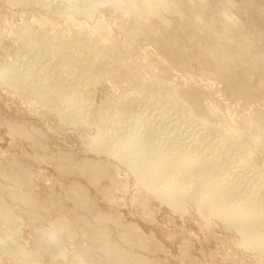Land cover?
<instances>
[{"label": "rangeland", "instance_id": "1", "mask_svg": "<svg viewBox=\"0 0 264 264\" xmlns=\"http://www.w3.org/2000/svg\"><path fill=\"white\" fill-rule=\"evenodd\" d=\"M67 1L0 0V65H15L19 74L27 72L26 80L18 81L21 88L0 77V198L18 217V225H9L14 227L11 231H18L16 239L8 243L12 248L17 242L23 244L31 255L22 258L0 246V264H78L75 259L81 253L100 264L106 257L97 249L99 239L82 234L86 226L91 233L112 226L109 240L124 249L135 240L138 245H132L138 249L130 245L129 250L156 264H264L262 248L244 246L242 234L201 207L197 199L182 196L183 206L173 207L155 195L121 158L92 147L103 113L113 106L127 104L147 115L149 109L162 107L166 112L161 118L149 117L153 126L165 129L161 135L171 136L173 152L190 145L195 151L192 146L196 143L209 154L248 147L250 164L241 167V175L234 172L224 182H232V191L238 190L230 193L231 202L252 196L251 202L263 204L264 180L254 174L264 172V137L256 135L255 139L249 126L264 133V68L251 71L247 64L230 63L218 71L203 46L215 43L220 50L239 54L248 48L250 55L262 56L264 9L260 8H264V0H167L170 6L165 8L159 0H133L143 8L144 17L127 10L128 0L121 4L78 0L76 5ZM187 3L194 8L188 10ZM199 3H205L200 21ZM154 5L159 8L150 12L147 7ZM224 10L237 19L227 39L215 35ZM212 19L217 27L210 23ZM69 102L72 104L67 105ZM78 111L75 120L73 113ZM150 120L145 123L150 125ZM19 127L24 134L32 133L34 140L30 134L21 133L23 136L14 130ZM176 139L181 140L177 145ZM155 165L163 169L160 163ZM12 175L26 178L27 185H15ZM181 179L184 187H190L189 175ZM9 188L33 193L41 202L33 210L29 203L13 199ZM250 189L257 194L252 195ZM106 216L116 217V224ZM58 223L61 228L65 224L69 234L61 232ZM67 223L76 230L71 227L72 232ZM122 224L126 227H118ZM134 224L139 230L132 229ZM123 231L132 232L131 243L125 237V244L122 237L118 241ZM139 231L149 240L151 237V241L142 240L151 252L139 249ZM40 232L55 235L52 245L60 242L58 247L67 253L60 256L52 246L48 249Z\"/></svg>", "mask_w": 264, "mask_h": 264}, {"label": "bare ground", "instance_id": "2", "mask_svg": "<svg viewBox=\"0 0 264 264\" xmlns=\"http://www.w3.org/2000/svg\"><path fill=\"white\" fill-rule=\"evenodd\" d=\"M77 1L78 0H68L67 2L71 3L73 5H76ZM113 1L121 4L122 2H124L126 0H113ZM191 1L192 0H188V2H191ZM202 1L203 0H201V2ZM68 3H66V4H68ZM159 3H160V5L164 6V8L170 6V4L167 0H159ZM204 4L205 3H199L196 6L197 13L199 16L198 21L201 20L200 15L202 13L200 14V11H202ZM187 5H189V4L187 3ZM124 6L127 8L128 11L134 13L137 16H142V17L146 16L143 13L144 12L143 8L138 7L133 0H128V2ZM155 8L158 9L159 7H157L155 5L147 7V9L150 12H153L155 10ZM193 8L194 7L190 3L188 10H192ZM213 8H214V11H217L215 6ZM260 9L262 11L264 8L262 7ZM231 16H232V14L230 15V13L227 12V10L226 11L224 10L223 12H221L222 18L221 17L220 18L222 20L219 21L220 26L218 28H216L218 34L215 33V35H218V37L221 36V39L229 38L230 34H231L229 31L233 30V28H234L235 21L237 19H235ZM210 23L213 26L215 25L216 27L219 25V24H217V22L214 19H212ZM218 45L219 44L209 43L206 45V47L203 46L205 48L203 51L207 52L211 56L213 64H214V62L217 63L216 69L218 71H220L221 69H223L226 66H231V65H228L230 63H234L235 65H239L240 63L241 64H247V69L251 70V71L252 70H260V69L264 68V55H263L264 53L262 54V56L261 55L252 56V55H250V50L247 48V50L246 49L241 50L240 52H242V53L239 54L238 52L229 50L227 48L220 50V48H218ZM229 45L230 44L228 42L227 47H229ZM240 48H242V47H240ZM240 55H242V56H240ZM229 59L232 62H229ZM205 65L208 66V63H206ZM7 66L8 65H6V66L0 65V77L3 79V81L5 83L6 82L7 83L13 82V84L18 83V85H19V82L21 80L22 81L26 80L27 75L24 76L27 73L26 71L24 72V75L19 74L20 72L19 71H18L19 73L17 72V68L14 67L15 65L14 66L10 65L9 67H7ZM217 70H214V71H216L214 73L218 75ZM262 70L264 71V69H262ZM205 71L207 72V70H205ZM262 84H264V82ZM20 88H21V86H20ZM69 104H72V103L69 102L67 105H69ZM197 104L199 105L200 103L198 102ZM77 110H75V111H77ZM67 111H65V112H67ZM149 111L151 113H150V115H147L148 114L147 112H146V114L143 113L144 111L139 112L137 110V108L135 110L134 107L132 108L130 105L127 106V104H125V105L123 104L122 106H119V105L113 106L110 110L103 113V115H102L103 120L101 123V127L99 129V134L94 139L92 147H94L96 150L98 149V150H101L103 152L106 151L107 153L114 154V155H116V157L118 156L119 158H121L122 161L126 162L130 167H132L138 173V175L140 176V178L144 182V184L146 183L145 185H147V187L155 195L160 197L163 201L168 202L173 207L181 208L183 206L184 203L181 200L182 196L188 195L189 197H191L193 199H197L199 201V203L201 204V207H203V208L206 207L213 214L221 216L230 226H233L238 232H240L243 236L242 242H243L244 246H251L252 247L254 245H258L264 251V201H263V204H260V203L254 202V201L251 202L253 197L250 196V197H246V198L243 197L244 199L241 198L240 202H238V203L235 201L231 202L232 199L229 198L230 193L233 192L232 195H234V192L235 191L237 192L238 190L232 191V188L234 187V185L232 186V184H231L232 182L230 183L228 181L230 184H228V183L225 184V182H224V180L228 179L230 177L229 175L232 176V174L234 172L235 173L237 172L239 175H241L240 171H243V169H241V167L244 168V167H246V165L250 164L249 160L252 156V151L249 150V148L244 145V146H241V149L236 148L235 151L233 150L234 153H232L233 151L231 153L230 152L229 153L228 152H219V153L214 152L213 153V151H212L213 154H209L210 153L209 151L201 150L200 148H198L197 147L198 145H196L197 144L196 143L192 146L193 148H195V151L193 149L191 150V145H190V147L187 150L180 148V149H177L178 151L173 152V151H171V149H173L172 147H174V146L170 145L173 142V139L172 140L169 139V137L171 138V136L161 135L162 133H164V132H161V130L163 131L164 128L162 129L161 127L153 126L152 121L150 120L151 115L152 116L155 115L157 117V119L161 118L160 116L164 115L166 110L162 107H154V109H149ZM79 115H80L79 111H78V113L74 112L73 113L74 119L76 120ZM81 116H83V115L81 114ZM144 116L146 118H147V116L148 117L150 116L149 120L151 122H149V123L152 126L145 123L146 120L147 121H149V120H148V118L145 120ZM180 120L182 122L183 118H180ZM11 124H13V123H11ZM108 124H109V126H108ZM18 125H20V124H18ZM20 126H22V125H20ZM165 128H166V126H165ZM249 128L252 130V135H253V137H255V139H256V135H258L259 137H264V133L260 132L259 130L255 129V128H252V125H250ZM17 129L18 130H16V129H14V130L19 131V132L21 131L20 134L23 133V128L19 127ZM258 129H260V128H258ZM19 132H17V133H19ZM23 134H21V135H23ZM25 134L29 135L30 133L26 132ZM31 134L28 137L32 138ZM27 135H25V136H27ZM175 142L177 145V143H180L181 140L176 139ZM184 148L186 149V147H184ZM149 152L151 153L150 155H149ZM155 162L160 163V166L163 167V169L157 168L155 165ZM98 164L99 163H94L93 166H95V165L98 166ZM178 164H183L187 167L178 166ZM88 165H89V163H88ZM169 166H170V168H167ZM89 167H90V165H89ZM98 167H100V165ZM87 168H88V166H87ZM100 168H102L103 170L105 169L104 167H100ZM91 169H92V167H91ZM95 170H96V168H95ZM27 171H29V170H27ZM98 171L99 170H97V172ZM12 172L13 171H11V173ZM106 172H107V170H106ZM256 172H257V170H256ZM185 175H189V181L191 182L190 187H189V185H186L184 187L183 183L179 182L180 180H182L181 176L184 177ZM243 175H245V173ZM243 175H242V177H244ZM254 175L257 176L256 177L257 179H259L261 182H263V180H264V172L263 171H260V173L258 172V174L256 173ZM12 176H14V175H12ZM15 177L16 176L13 177L15 185L17 183H18V185L20 184V186L21 185L25 186V184L27 185V182L25 180L26 178L22 179L21 176H17L16 178ZM5 179H7V178L5 177ZM230 179H231V177H230ZM9 180H10V178H9ZM13 180H10V181H13ZM237 180H238V178H237ZM240 180H241V178H240ZM78 185H81V184L79 183ZM261 185H262V183H261ZM263 186L264 185H262V187ZM78 187H80V186H78ZM81 187H80V189H81ZM10 188H11V186H10ZM82 188H84V187H82ZM190 188H192V189L188 194V190ZM252 188H254V187L252 186ZM1 189H0V191H1ZM245 189H248V188H245ZM258 189L259 188H257V191L250 189L253 191L252 195L254 194L255 191L258 192ZM3 190H4V188H3ZM21 191H23V190H21ZM83 192H84V194L87 193L85 189L83 190ZM242 192H243V190H242ZM8 193L15 200H20V201L22 200L23 202L24 201L27 202V204L29 203V206H32L33 210H34V208H36L39 205L40 200L38 201V199L33 196V193L30 194V192H24V191L23 192H19V191L17 192V191L12 190V189H10ZM238 193H236V195ZM247 194H246V196H247ZM250 194H251V191H250ZM256 194L257 193H255L254 195H256ZM241 196H243V195H241ZM86 197L88 198V196H86ZM86 197H85V201L86 200L88 201V199H86ZM9 199H11V198H9ZM230 199H231V201H230ZM237 199H238V197L236 198V200ZM87 201L85 204H88ZM17 202H19V201H17ZM80 202H79V204H80ZM260 202H262V201H260ZM81 203H83V200ZM79 204H78V206H79ZM85 204L83 203V205H85ZM80 207H83V206L81 205ZM39 208H40V206H39ZM83 208H85V206ZM12 211L13 210L11 208H9L8 205H6L5 201H3V198L2 199L0 198V246H2V248H4V250H6L7 252H10L12 250V252H14V255H15V253H17L16 255H19V254L22 255V258H25L26 256H28V254H29V256H31L30 252H28L24 248L23 244L17 245L18 242L17 243L15 242L16 246H14L13 248L11 247L12 244L10 246V243H13V242H10V240L16 239L14 233L17 230L11 231L14 227L11 229L9 227V225H11V224L15 225V223L18 221V217L16 215H14ZM109 216L108 217L106 216V217L111 219V221H114V220L116 221V217H114L112 220V218ZM104 218H105V215H104ZM84 219H86V218L84 217ZM84 219H83V223L85 222ZM95 219H96V217H95ZM62 220H63V218H62ZM89 220H91V219H89ZM103 220H105V219H103ZM103 220H101V221H103ZM108 220H105V221H108ZM118 220L119 219H117V221ZM63 221H65V219ZM63 221H61V222L59 221V222L62 224ZM115 221H114V223H115ZM90 222H92V221H90ZM2 223L3 224L10 223V224H7L8 227L5 229V228H3ZM60 223H58V225H57L58 228H61L60 226H62ZM109 223H110V225L113 224V222L112 223L109 222ZM118 223H119V221H118ZM52 224L56 228L55 224H57V223L55 222ZM1 225H2V227H1ZM16 225H18V223H16ZM19 225H20V223H19ZM64 225L62 227L63 229L61 228V232L66 230V229H64ZM90 225L92 226L93 224H90ZM119 225H121V224H119ZM119 225H118V227H121V228L126 227L124 224H122L124 226H119ZM54 226H53V228H54ZM132 226H133L132 227L133 230H136V229L139 230L137 225H136L137 227H134L135 224ZM67 227L71 229L72 225L67 223ZM67 227L65 226V228H67ZM86 227L83 230L82 234L88 235V237H90L89 235L92 234L93 235V236L91 235L92 237H96V239H99V242L98 243L96 242V243L97 244L100 243L99 245L101 247L97 248V249H102V251L104 253V258L106 257L105 261L103 260V262H102L103 264H156L157 263L156 260H155L156 263H153L152 261H150L149 259H147L143 255L136 253V251L132 252V250H129L130 245H131V247L136 248V246L132 245L136 241L135 240L132 241V239L130 238L132 232L131 233L124 232L127 230L126 228L122 233L119 232V233H121L122 236H118L117 239H118V241H120L119 237H122V240L125 237L126 240H128L130 243L132 241L133 242L132 244H130L127 241L130 244V245L128 244L129 245L128 249L122 248L120 246V244L118 245L116 242L111 241L112 239L109 240L107 238V234L109 232V229H111L112 226L108 230L105 229L106 227L103 228V226H102L101 229L97 228V230H95V231L92 230V233L90 231H87L88 228H86ZM95 227H97V225ZM115 227H116V225H115ZM128 227H131V224L128 225ZM92 228H93V226H92ZM134 228H136V229H134ZM73 229H74V231L76 230L75 228H73ZM1 231H4V232H1ZM53 231H55V229ZM67 231L68 230H66V233H67ZM71 231H72V229H71ZM57 233L60 234V230L57 231ZM109 233H112V232H109ZM117 233L118 232H116V234ZM54 234H56V231L54 232ZM67 234H69V233H67ZM74 234H76V233L74 232ZM74 234H71L73 236V238L75 236ZM135 234H137V232ZM135 234H134V237H136V238H134V237L133 238L138 240V237H139L138 241H140V243H141V244L139 243V246L140 245L142 246V247H139V249L141 248L142 252L144 251V253L147 252L146 249L148 248L147 247L148 244L145 246V242L142 240L146 239V241H147L148 237H145L143 234L140 233V231L138 233V237L135 236ZM40 235L42 238H44V239L41 238V240H45L46 244L47 243L49 244L48 249H51V246H52L53 250H55L58 254H61L60 256H62V255L64 256L67 253V250H65V249L63 250L62 248L58 247L61 245L60 242L58 243L59 245L57 244V242H56L57 245H54V246L52 245V242L54 241V239H56V237H54L55 235L52 236L53 233L51 234L52 237H50L49 234L42 233V232H40ZM40 235H38V236H40ZM47 235H49V237ZM64 235H66V234H64ZM71 235L69 237H71ZM56 236H57V234H56ZM147 236H149V235H147ZM152 238L155 239L154 237H152ZM92 240H93V238H92ZM113 240H114V238H113ZM126 240L124 239L122 241L124 243H122V242L121 243L125 244ZM148 240H149V238H148ZM151 240L152 239L150 237L149 241H151ZM8 242H10V243H8ZM153 242H154V240H153ZM149 243H151V242H149ZM154 243L156 244V242H154ZM5 244H7V245H5ZM136 244H134V245H136ZM157 245H158V242H157ZM157 245H156V247H157ZM144 247H146V248H144ZM136 249H138V248H136ZM8 250H10V251H8ZM80 251H81V249H80ZM148 251L151 252L150 249ZM156 251H157V249H156ZM100 252H101V250H100ZM149 252H147V253H149ZM79 253H81V252H79ZM76 254H77V256H79V254L77 252H76ZM101 258H103V257H101ZM75 260L78 264H96L92 260H91L92 261L91 262L90 259H88L86 257V254L84 255L83 253H81L80 256L77 257ZM99 261H102V260H99ZM30 263H31V261H30ZM34 263H37V262H34ZM102 263H100V264H102Z\"/></svg>", "mask_w": 264, "mask_h": 264}]
</instances>
